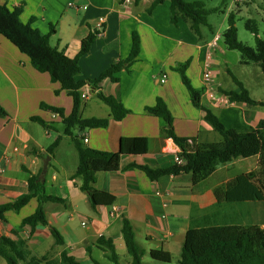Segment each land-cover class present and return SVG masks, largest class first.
Wrapping results in <instances>:
<instances>
[{"label":"crops","instance_id":"0c3cea01","mask_svg":"<svg viewBox=\"0 0 264 264\" xmlns=\"http://www.w3.org/2000/svg\"><path fill=\"white\" fill-rule=\"evenodd\" d=\"M118 1L0 0L9 9L22 5L20 21L30 23L41 34H49L52 27L50 45L71 59L77 56L81 41L98 31L90 50L79 60L78 80H93L112 64L127 58L132 33L139 38L137 59L129 71H121L119 82L104 79L96 90L87 85L79 90V94L88 95L82 100L81 118L109 117V109L97 99V93L113 97L129 111L121 121L110 119L106 128L84 131L82 134L87 138L84 146L116 153L122 137H141L148 143L146 154L123 155L118 171L97 173L94 189L113 196L115 202L92 209L80 190L81 177L74 176L77 153L71 139L62 135L61 118L40 108L41 104L59 108L67 117L72 111V98L60 91V85L52 83L48 74L33 69L25 54L0 37V107L6 113V117H0V205L28 194V179L37 175L47 195L64 200V204H43L49 226L63 239L62 246L54 244L48 227L21 226L22 220L36 210V198H31L18 213L5 212V221L0 220V237L23 240L30 256L35 258L58 260L61 252L66 251L82 264H92V260L105 264L109 261L107 253L96 246L97 239L103 237L112 240L116 253L119 249L124 251L122 260L117 254L119 264H131L121 234L123 219L130 222L135 242L143 251L142 264H179L189 229L229 224L264 228V201L224 200L231 181L257 172V156L235 158L200 174L165 176L157 181H150L137 168H129L131 165L169 168L180 152L171 139L161 134L159 119L145 112L158 98L170 112L177 136L194 138L197 147L221 141L211 133L204 120L205 113L192 106L177 71L181 65L187 64L185 75L191 86L202 91V106L211 110L223 125L233 126L229 129L254 128L264 119L261 109L264 107L229 102L219 92L237 89L231 73L253 100L264 101L253 97V90L263 86L258 66L241 65L239 57L227 50L221 37L227 28V15L236 16L243 6H252L249 3L254 0H230L224 6V21L217 28L208 24V28L201 29V39H197L186 22L180 20L177 27L169 23L168 0L150 15L146 10L153 0H141L137 5L132 0L123 4ZM262 2L258 1L256 6L264 15ZM260 18L264 24L263 16ZM258 36L261 37L260 32ZM246 44L253 47L254 36ZM205 72L210 74L208 81L203 78ZM163 77L165 81L161 83ZM31 118H40L51 129H43ZM52 131L55 138H51ZM73 135L79 136V131L74 130ZM58 137V147L52 155L47 154V148ZM151 251L168 253L170 262L151 259ZM0 264H6L2 258Z\"/></svg>","mask_w":264,"mask_h":264},{"label":"trees","instance_id":"16d2710c","mask_svg":"<svg viewBox=\"0 0 264 264\" xmlns=\"http://www.w3.org/2000/svg\"><path fill=\"white\" fill-rule=\"evenodd\" d=\"M126 0H119L123 4ZM137 5L141 0H132ZM165 0H153L146 13L152 11ZM169 23L177 27L180 20L189 25L190 31L201 39V29L208 28V17L216 13H224L223 6L206 8L203 0H168ZM22 5L9 9L0 4V37H4L13 44L22 54H25L33 69L39 73L49 75L52 83L60 85V91H64L72 98L73 107L71 113L65 117L62 109L40 105L42 110L51 112L61 118L63 126L62 135L69 137L77 153V166L74 172L75 177H81L80 187L92 209L99 206H111L115 198L105 192L94 189L97 173L116 172L120 169V158L123 155H143L148 151V143L145 138L122 137L119 142V150L116 153L98 151L84 146L83 136H74L73 131L78 130L79 134L86 130L106 128L109 120L121 121L129 111L113 97L97 93L96 97L109 109L108 118H81L80 107L82 99L79 90L87 85L93 90L98 84L109 79L113 83L119 82L121 71H129L139 54V38L135 32L132 33L131 50L127 58L112 64L106 71L93 80H78L79 60L91 48L98 31L91 32L81 41L80 49L76 57L68 58L62 51L49 43V38L54 34L51 27L50 33L41 34L31 27L30 23H22L19 16ZM227 28L222 33V40L229 51H236L240 55V64H254L264 74V33L258 36L257 24L252 19L244 22V28L254 36V46L250 47L237 38L235 15L229 13L226 19ZM187 64L177 68L181 82L186 88L191 104L194 108L205 113L204 120L211 129L220 137L219 143L202 145L197 147L194 138H183L175 134L172 126V117L165 103L156 99L154 106L146 107L145 112L157 117L161 123V134L172 140L180 149L177 155L182 162L174 164L169 168H150L148 166L131 165L129 168H137L142 171L150 181H157L165 176H178L180 174H200L217 164L227 163L235 158L258 157V170L254 173L240 175L227 185L225 201H264V119L260 120L256 127L246 130L226 128L211 110L202 106V91L195 90L185 75ZM233 83L236 85L234 91L219 90L227 97L229 102L245 103L250 106L264 107V101L253 100L243 84L229 73ZM58 91H56V94ZM0 117H6V113L0 107ZM43 129L51 128L40 118H31ZM60 138L47 148L46 153L52 155L58 147ZM38 176L28 179L29 193L15 200L14 202L0 205V220L5 221L4 213L13 211L18 213L30 201L37 199V208L33 214L24 218L21 226L34 228L37 225L48 227L49 232L57 246L63 245V239L59 232L49 226L43 204L58 203L64 204V200L47 195L44 184L38 181ZM121 234L126 247L127 254L131 258V264H142L143 251L137 246L134 239V232L130 222L123 219ZM96 246L107 253V258L113 264L118 263L112 240L100 237ZM88 252V250H87ZM150 257L153 260L169 263L170 255L163 251H151ZM0 258L6 264H82L74 257L62 251L58 260L48 257L35 258L30 256L23 240H10L4 236L0 237ZM179 264H264V228L256 225L241 226L236 224L209 226L189 229L184 237ZM92 264H98L92 260Z\"/></svg>","mask_w":264,"mask_h":264},{"label":"rangeland","instance_id":"374dc122","mask_svg":"<svg viewBox=\"0 0 264 264\" xmlns=\"http://www.w3.org/2000/svg\"><path fill=\"white\" fill-rule=\"evenodd\" d=\"M230 0H203V2L205 3V7L208 9V8H213V7H218V6H223V10H224V6H226L228 3H229ZM258 1L260 3L263 4L262 0H254L253 2L254 3H249L250 5L252 6H243V11L239 14H237L235 17H236V27L238 29V34H237V38L239 41H241L242 43H247V41H251V39H253V36L251 35L250 32L246 31L245 28H244V22L247 20V19H252L256 22L257 24V27H258V30L259 32L261 33V36L263 35L262 33L264 32V24L262 23L261 21V16H263V19H264V15L263 13L261 12V9L257 8L256 4L258 3ZM249 2H251V0H249ZM246 7H247V10H246ZM260 14V16L257 14V12ZM224 16L222 13H216V14H212L208 17V24L214 26V28H217L218 25L224 21ZM227 24L225 23V26ZM251 45L252 42H250ZM247 45V44H246ZM252 47V46H250ZM233 54H235V56L239 57L240 59V55L238 52L236 51H233L232 52ZM236 57V58H237ZM231 63L233 64V59L231 58ZM261 83L263 86L262 87H259L257 89V91L253 90V97L257 98V99H262L264 100V74L261 73ZM262 110L264 108H261ZM238 110V109H237ZM226 126V128H231L229 126H227V124H224ZM211 133L213 134L214 138H221L216 132H214L213 130H211ZM50 135H51V138H55L56 137V134L52 131L50 132ZM212 138V137H211ZM124 252L123 250H118V255H119V258L122 260L123 259V253ZM105 264H113L112 262H105Z\"/></svg>","mask_w":264,"mask_h":264},{"label":"built area","instance_id":"2783aa9c","mask_svg":"<svg viewBox=\"0 0 264 264\" xmlns=\"http://www.w3.org/2000/svg\"><path fill=\"white\" fill-rule=\"evenodd\" d=\"M235 1H237V0H235ZM209 77H210L209 72H205V73L203 74V78H204L205 81H208V80H209ZM164 81H165V77L162 78L161 83H163ZM80 97H81L82 100H85V99L88 98V95L85 94V93H81V94H80ZM80 135L83 136L82 133H81ZM83 137H84V138H83V143H86V142H87V138H86L85 136H83ZM5 161H6V160H5ZM181 162H182V160H181L178 156H176V157H175V163H176V164H180Z\"/></svg>","mask_w":264,"mask_h":264},{"label":"water","instance_id":"95a60500","mask_svg":"<svg viewBox=\"0 0 264 264\" xmlns=\"http://www.w3.org/2000/svg\"><path fill=\"white\" fill-rule=\"evenodd\" d=\"M47 163H48V160H46V162H44V165H43V170H42V174L44 175L46 173V170H47ZM42 181H43V177L41 178Z\"/></svg>","mask_w":264,"mask_h":264}]
</instances>
